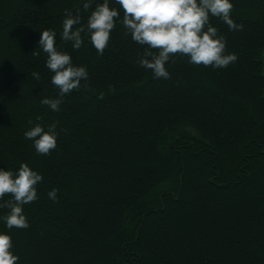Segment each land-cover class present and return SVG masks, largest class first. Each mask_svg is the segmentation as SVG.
Returning a JSON list of instances; mask_svg holds the SVG:
<instances>
[{"label": "trees", "instance_id": "trees-1", "mask_svg": "<svg viewBox=\"0 0 264 264\" xmlns=\"http://www.w3.org/2000/svg\"><path fill=\"white\" fill-rule=\"evenodd\" d=\"M85 2L0 0V169L26 163L43 177L27 229H8L0 208L17 264H264V0H230L242 31L210 17L234 63L177 55L169 79L140 66L146 46L119 21L103 55L88 37L79 50L63 41L66 12L87 23ZM44 30L89 74L59 111L41 104L59 93ZM36 123L56 124L48 155L24 137Z\"/></svg>", "mask_w": 264, "mask_h": 264}, {"label": "clouds", "instance_id": "clouds-1", "mask_svg": "<svg viewBox=\"0 0 264 264\" xmlns=\"http://www.w3.org/2000/svg\"><path fill=\"white\" fill-rule=\"evenodd\" d=\"M123 11L110 7V0L95 3L88 0L83 4L87 23L82 25L81 10L66 12L62 21L61 39L71 42L74 50H79L88 37L94 49L101 55L105 53L110 40V33L116 28L117 21L126 30L124 35L146 46L138 58L141 67L151 70L154 78L169 79L170 74L165 65L177 55L189 58V63L205 67L226 68L237 60L233 54H225L226 41L218 36L217 27L212 26L210 17L217 18L227 25L230 31H242L243 25L231 18L233 4L230 0H114ZM74 26L75 30H74ZM56 32L44 30L40 33L38 48L47 55L46 67L54 73L51 83L59 90L58 98H44L41 104L52 111H59L65 94L78 90L81 81L89 79L88 71L83 66H74L72 57L59 51L56 46ZM38 54V53H36ZM37 80L38 72L32 73ZM102 98V96L100 97ZM40 120V117L36 118ZM28 123L31 125L32 120ZM56 124L46 131L36 123L24 133V137L34 142L37 154L48 155L57 146ZM43 179L41 174L33 171L28 164L22 163L15 172L0 169V208L8 209L3 216L8 229H27L29 227L23 206L37 199V188ZM57 189L48 192V198L57 202ZM6 195L11 199L4 200ZM12 238L0 234V264H17L19 257L14 255Z\"/></svg>", "mask_w": 264, "mask_h": 264}]
</instances>
